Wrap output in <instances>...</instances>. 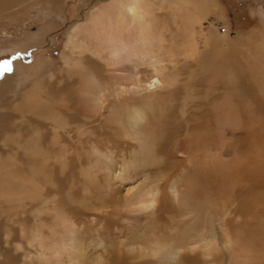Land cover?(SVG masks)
<instances>
[{"label": "bare ground", "instance_id": "6f19581e", "mask_svg": "<svg viewBox=\"0 0 264 264\" xmlns=\"http://www.w3.org/2000/svg\"><path fill=\"white\" fill-rule=\"evenodd\" d=\"M32 1L41 0H0V16ZM42 1L49 4L50 15L63 16L68 14L64 5L72 3ZM219 7L214 0H100L69 28L57 76L51 60L28 81L24 75L34 62L20 63L4 75L0 80V111L4 110L0 113V264H264V218L254 223L256 235L243 231L246 223L256 222L260 206L256 193L264 192L259 186L264 178V137H258L264 136V123L256 113L264 100V12L259 14L263 24L257 32L259 40L253 44L247 37L238 51L239 62H234L228 55L232 43L228 27L218 33L208 22V33L203 31L208 16L222 18ZM163 13L166 20L162 23L159 14ZM34 36L20 50L40 49L44 41ZM180 70L186 71L187 85H182L177 104L166 107L165 100L180 87ZM48 81L55 84L49 87ZM215 84L220 87L219 100L207 97L205 105L196 107L204 110L203 119L212 116L211 124L202 119L197 133L207 142L203 135H208L211 126L225 140L230 131L226 124H234L231 136L246 142L244 147L235 145L228 155L217 136L214 139L221 145L217 153H204L205 158L234 166V171L227 170L238 178L233 185L236 190H230L234 203L226 206L222 200H204L193 208L180 202L179 190L169 187L168 178L164 188L146 189L140 184L121 195L120 185L142 175V167L156 159L155 142L165 138L158 136L159 116L180 114V119L162 120L192 137L191 130L182 127L188 102L199 86L196 95L203 97L206 88ZM217 91H213L215 96ZM234 91L247 100L234 96L235 105L228 107L225 99ZM243 103L248 105V118L241 116ZM4 127L15 129L1 131ZM98 130L112 143L104 141L109 146L101 150L93 134L94 141L87 142L91 150H87V163L80 164L79 158L75 160L79 152L68 148L69 136L73 133L80 141ZM164 141L171 152L178 151L184 164L200 157L186 153L185 143ZM240 191L249 198L235 196ZM107 195L113 202L104 199ZM167 195L181 209L176 238L162 241L151 222L158 225V209ZM81 215L86 217L80 221ZM107 221L123 223L126 231L140 224L148 226L127 233L126 242L116 244L106 234Z\"/></svg>", "mask_w": 264, "mask_h": 264}, {"label": "rangeland", "instance_id": "374dc122", "mask_svg": "<svg viewBox=\"0 0 264 264\" xmlns=\"http://www.w3.org/2000/svg\"><path fill=\"white\" fill-rule=\"evenodd\" d=\"M66 1H68V0H66ZM69 1H72V3L64 5L65 7L63 8L65 10V13L68 12V14L66 16H63V14L61 15V14H57V13H53L52 15H50L48 13L49 4L46 1H42V0L41 1H32V3H29V6L26 5V7L24 6L25 8L24 7L20 8L21 9V10L19 9L20 11L14 10L13 13H11L9 15L0 16V80L4 77L5 74L11 73L12 70L16 67V65H18L20 63L24 66H29L31 63L34 62L32 67L30 68V70H28L26 72V75H24V79L26 81H28V80H30V78H33L34 76H36V72L39 69V67L44 62L50 61V60L52 63H54V65L51 67V70L53 69L52 72L56 76L59 74L60 70L58 68L59 66H57V65H59L58 64L59 54L64 47V43L66 41V36L68 34L69 28L77 20L81 21L82 20V13H85L86 11H88L91 7H93L95 4H97L100 0H69ZM214 1L217 3L218 6H220L219 8L222 11V18L218 19V18H215L217 16H212V15L208 16V20L203 22V31H204V33L206 32V34L208 33V31H209L208 22L213 23V25L216 29L215 31L218 33L221 32L222 27L227 26L229 29L228 39L231 40V42L233 43V44L230 43L231 50L229 51L230 53L228 55L231 56L232 59H234L233 60L234 62H239L238 51H239V49L244 47L245 39L247 37H250V42L253 44H255L259 40L257 32L262 29V25H263L259 14L261 12H264V0H214ZM17 11H19L20 13ZM40 13H43L41 19L38 18V14H40ZM159 19L162 23L165 22L166 14H164V13L159 14ZM34 35L42 37L40 41H42V42L44 41L43 46L40 49L39 48L38 49L37 48H28L27 50H20L21 46H27L28 44L29 45L31 44L30 42L35 38ZM47 42H49V43H47ZM23 44H26V45H23ZM16 49H17V52H15ZM5 61L8 62L7 68L9 70H7V71H5V63H4ZM180 80H181L180 81V87L176 90L175 93H173L174 95L172 94L168 97L169 98V100L167 99L168 101L165 100L166 101L165 102L166 107H168L169 104L170 105H173V104L176 105L178 100L182 97V94H183V90H181L182 85L183 84L187 85V75H186L185 70H180ZM54 84H55V82H50V81L47 82V85L49 87L54 85ZM211 88L212 89L209 88V90H212V94H211V91H209L206 88L207 93H204L203 97H202V94L196 95V93H199L198 92L199 89L201 90V88L199 86L198 91L197 90H196L197 92L195 91V94H194L195 98H193L190 102H188L186 119L184 118V122H183L184 124H182V127L183 128H189L191 130V134L194 137L192 136V137L187 138L183 134H180L179 132H177L176 129L179 128L178 125L175 128L174 126L167 125L166 120H164V121L162 120V119H166V117H168L170 120L174 121V120L180 119V114H178L176 112H171L167 116H161V117L159 116V118H158V121H159L158 127H160V129H159L160 133L158 134L159 138H161V136L165 135L163 137L170 138L171 143L172 142H175V144L185 143V145L187 147L185 149L189 150L186 153H191L193 155L200 154L199 155L200 157L198 159H196L195 161L192 160L190 163L184 164L182 156L176 153L178 151L171 152L169 145H167L165 147V145H166L165 141H164L165 138L163 140H161L162 142L159 140V141L155 142V145H154V146L157 145L156 147H158V149L156 148V151H155L156 159L153 160L154 162H148L147 164H145L143 166L144 168L142 167V175L136 174V175H134V177L131 180L126 181V183L120 185L119 191L121 192V195H125V191H124L125 189H129V188L135 187V186L140 185V184L145 185L146 189H151V188L155 189V187L164 188L165 185L167 184L166 181L169 180V182H168L169 187L171 185H174L173 186L174 189L177 191L179 190L178 193H179L180 202L183 201L184 204L187 203L188 206L191 205V206H193V208L195 206L199 205L201 202H202L201 204H204V203L209 202V201L214 202V201H216V199H217V201H221V200L223 202L225 201L226 206L234 203L233 202L234 198L231 196L230 190L232 188H233V190H236L237 187H234L233 185L238 183V178L236 177V175H233V174L231 175L230 173H228V172L234 171L233 170L234 166L233 165L227 166L226 163L222 162V160H219V159H214V158H211L209 156H208V158H207V156H206V158L204 157L205 151L208 152V150H209L208 153L215 154V153H217L218 149H220V146H221L220 142L222 140L220 138V134H218L216 132V130L214 131V127L210 126V127H208V130H209L207 133L208 135L207 136H206V134L203 135L206 138H208V141L204 142L202 137H201L202 134L197 133L198 132V130H197L198 122H202V119H203L202 118V112H204V110L201 111L202 110L201 109L200 111H198V110H196V107L202 106L203 104L205 105L204 100L207 97L208 98L210 97V99L211 98H213V99L218 98V93H219V88H220L219 85L215 84V85L211 86ZM215 88L218 89L217 92H214L216 94V96L213 94V91H215ZM18 90H19V88L16 89V91H18ZM208 91L210 94L208 93ZM222 91H223V89H222ZM232 93H233L232 94L233 96L230 95V93L228 92L227 97H226V99L228 98V100L225 99V101H227L225 104L228 107H231L230 103L233 107L234 103H232V102H233V99H235V98L240 99L242 101L247 100L245 95H243L242 93L236 94L235 91ZM206 94H207V96H206ZM234 96H235V98L232 99V97H234ZM236 96L239 98H237ZM219 97H220V95H219ZM229 99H232L231 102ZM236 99H235V103H236ZM216 100H219V98ZM222 100L224 101V99H222ZM228 103H229V105H228ZM263 103H264V100L259 102V104H262L261 105L262 107H260V111H256V113H258V115L261 116L260 121L264 123ZM243 105L245 107L246 103L245 104L243 103ZM247 106L245 107L246 109L244 108L246 111L244 112V109H242L243 112H241L242 114L243 113L246 114V116L241 114V116H243L244 118H248L247 114L249 112H247L248 111ZM230 109L233 110V108H229V110ZM3 111H0V113ZM210 113H211V111L208 113L211 116ZM213 114H214V112H213ZM196 117L199 118L200 120H198ZM211 117L208 119L207 118L203 119V120L207 121L208 124L210 125L211 121H209V119H211ZM236 118H237V116H236ZM237 120L238 119H236V121ZM244 121H247V120H244ZM244 121H243V123H245ZM208 124H207V126H209ZM207 126H205V128ZM226 126H228L230 128V131L229 132L226 131V133H225L226 135L228 133V135H227L228 137L225 134H223V136L225 135V138H224L225 140H222V141H224L226 148L228 150L227 154L229 155L233 151L231 149L233 147H235V145L237 146L239 144L238 145L239 147H241V146L244 147L246 145V142H242L240 140H237L235 137L231 136V132L233 130H235L236 125L226 124ZM259 126H261V125H259ZM262 128L264 129V125ZM262 128H260V129H262ZM14 129H15V127H10V128L4 127L1 131L8 132V131H11ZM87 129L93 130L91 127H87ZM213 133L215 134V136ZM86 134H88V133H86ZM93 134H95V135L97 134L96 136L94 135L95 138H94ZM91 135H89V137H88V135H84V137L81 138L80 141L76 140L77 138L73 133L71 134V136H69L70 137L69 142L71 141L70 142L71 144L69 145L70 147H68V148L72 149V150L74 149L73 150L74 153L79 152V156L80 157L82 156L81 157L82 162L79 161L80 160L79 156H77L75 158V160H78V158H79L78 162H80V164L87 163L86 156L89 155L88 151L90 150V146H89V144H87V142L91 144L92 141L95 140L94 142L95 143L97 142L96 144L99 145L98 147L101 150H105V148H106L105 146H109V144L108 145L103 144V142L109 141L111 144L113 141L111 138L107 137V135L104 132H102L101 130H98V132L97 131L92 132ZM198 135L200 137H198ZM217 136H218L217 139H219L220 142H219V140L214 139ZM96 137L98 138V140ZM258 137H264V136L258 135ZM85 138H87V139H85ZM93 138H94V140H93ZM73 140L76 143L72 142ZM226 140H228V141H226ZM232 141H234V142H232ZM218 142H219V144L217 145L216 143H218ZM77 143H79L78 146H76ZM80 143L83 145L81 146ZM262 143H261V145H264V143L263 144ZM74 144H75V146H74ZM209 146H211V148ZM118 147H119L118 149H121V146H118ZM207 147H208V149H207ZM185 149H184V151H185ZM215 149H216V151H215ZM193 151H194V153H193ZM90 153H91V150H90ZM126 155L127 156H125V157L129 158V155L127 152H126ZM88 157H87V159H88ZM117 157H119V156L117 155ZM157 157H158V159H157ZM230 158H231V155L228 157V159H230ZM74 165H76V164H74ZM146 165H147V167H146ZM231 168H232V170H231ZM227 170H228V172H227ZM168 175H170V176H168ZM234 176H235V178H234ZM99 178H101V177H99ZM162 178H163V180H162ZM167 178H168V180H167ZM174 180H175V182H174ZM260 180L263 184L261 183L262 185L260 184L259 186H260V188H264V181H262V180H264V178H262ZM118 184H120V183H118ZM247 185H248V183H247ZM168 191H170V190L168 189ZM234 193H235V191H234ZM169 194H170V192H169ZM222 194H223V198L221 197ZM258 194H259V202L258 203L260 205L258 208V217L259 218L258 217L256 218V222L250 221V223H248V224L253 223L252 225L248 226V225H246L247 224L246 223L243 226V228H245V229H243V231L244 230L247 231L249 229L252 231V232L251 231H247V232L244 231V233L246 235H250L253 232H254L253 234L256 235L254 228L256 227L257 224H254V223H257L258 221L261 220V218H264V211H263L264 210V206H263L264 200H261V198L264 199L263 190L261 189L259 191V193L258 192L256 193V195H258ZM227 195H228V198H226ZM242 195H244V197L246 196V198H249V196H247V192L242 193L241 191L239 194H236L235 196L240 197ZM257 198H258V196H257ZM104 199H106L108 201L112 200L110 202H113L112 196L110 198H109V195L104 196ZM249 200H251V197ZM166 201H167V203H166ZM230 201H232V202H230ZM161 203H160V207L158 209L159 213L157 216V219L159 222L158 225L156 222H151L152 227L154 225H156V227H157V228H154L153 232H156L158 234V237L162 241H167L168 239L174 240L176 238L175 223L178 221L177 216L180 213L179 210L181 209V206L179 204H178L179 205L178 206L177 203L173 202L172 197L168 196V195L165 196V198H163L161 200ZM175 204L177 205V207ZM122 209H124V208H121V210ZM85 217H86L85 215H81L79 217L80 221L82 219H85ZM98 218H99L98 220L105 221L103 218H101L99 216H98ZM80 221H79V223H81ZM107 222L108 223H107L106 234L109 233L108 235H110V237H109L110 240L115 241L116 244H119L120 242L125 243L126 238L127 237L129 238V235L127 236V233L128 234L134 233L137 231V229L148 226V225L140 224V225H137L139 228L136 227L137 228L136 229L135 227H132V231H126L127 229L125 228L123 223L121 224V222H119V223L116 222V224H115V222H110V221H107ZM234 227L237 228V226H234ZM149 230H151L150 227H149ZM109 238H106V239H109ZM124 238H125V240H123ZM8 264H13V263H8ZM130 264H132V263H130Z\"/></svg>", "mask_w": 264, "mask_h": 264}, {"label": "snow or ice", "instance_id": "6c2138e0", "mask_svg": "<svg viewBox=\"0 0 264 264\" xmlns=\"http://www.w3.org/2000/svg\"><path fill=\"white\" fill-rule=\"evenodd\" d=\"M4 63H5V71L9 70V69L7 68V64H8V62L5 61Z\"/></svg>", "mask_w": 264, "mask_h": 264}]
</instances>
